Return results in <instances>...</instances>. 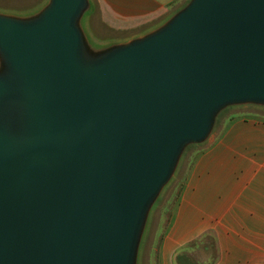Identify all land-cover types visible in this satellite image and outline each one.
<instances>
[{
  "label": "water",
  "instance_id": "95a60500",
  "mask_svg": "<svg viewBox=\"0 0 264 264\" xmlns=\"http://www.w3.org/2000/svg\"><path fill=\"white\" fill-rule=\"evenodd\" d=\"M91 9L0 12V264H139L185 151L264 108V0H190L107 46Z\"/></svg>",
  "mask_w": 264,
  "mask_h": 264
},
{
  "label": "crops",
  "instance_id": "0c3cea01",
  "mask_svg": "<svg viewBox=\"0 0 264 264\" xmlns=\"http://www.w3.org/2000/svg\"><path fill=\"white\" fill-rule=\"evenodd\" d=\"M48 0H0V12L28 16ZM190 0H91L86 30L99 46L124 43L166 22ZM151 264H177L185 252L209 264L205 235L215 239L214 264H264V117L239 116L199 151ZM154 248V247H153Z\"/></svg>",
  "mask_w": 264,
  "mask_h": 264
},
{
  "label": "rangeland",
  "instance_id": "374dc122",
  "mask_svg": "<svg viewBox=\"0 0 264 264\" xmlns=\"http://www.w3.org/2000/svg\"><path fill=\"white\" fill-rule=\"evenodd\" d=\"M244 115H259L264 117V108L256 106H241L225 109L218 116L208 141L201 145L191 146L185 151L176 173L166 188L163 190L151 211L141 245L139 264H151V252H153L155 249L157 239L160 237L159 229L165 223L167 218V212L165 211V208H171L173 205L175 197L183 185L187 172L189 171L196 154L199 151L204 150V148H206L209 143L222 134L225 127L229 125V123L234 118Z\"/></svg>",
  "mask_w": 264,
  "mask_h": 264
},
{
  "label": "trees",
  "instance_id": "16d2710c",
  "mask_svg": "<svg viewBox=\"0 0 264 264\" xmlns=\"http://www.w3.org/2000/svg\"><path fill=\"white\" fill-rule=\"evenodd\" d=\"M182 188H183V185L182 187L180 188L178 194L176 195L175 197V201L173 203V205L171 206V208H165V211L167 212V220L169 221L170 219V216H171V213H172V210L174 208V205L176 204V202L178 201L179 199V196L181 194V191H182ZM163 224V223H162ZM165 228H166V222L160 227L159 229V239L162 238V235L165 231ZM204 243H207L208 245L206 246L207 249H210L212 251V255H211V260H210V263L209 264H214L215 261H216V247H215V239L214 237H212L211 235H205L202 237V239L194 242L192 244V246H198L199 244H204ZM176 263L177 264H199V262L193 260L190 256H188L185 252H181L178 256H177V259H176Z\"/></svg>",
  "mask_w": 264,
  "mask_h": 264
}]
</instances>
